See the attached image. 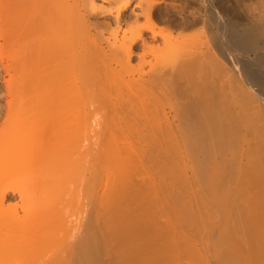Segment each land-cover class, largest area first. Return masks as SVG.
I'll return each instance as SVG.
<instances>
[{
	"label": "bare ground",
	"instance_id": "6f19581e",
	"mask_svg": "<svg viewBox=\"0 0 264 264\" xmlns=\"http://www.w3.org/2000/svg\"><path fill=\"white\" fill-rule=\"evenodd\" d=\"M102 2L0 0V264H264V0Z\"/></svg>",
	"mask_w": 264,
	"mask_h": 264
},
{
	"label": "rangeland",
	"instance_id": "374dc122",
	"mask_svg": "<svg viewBox=\"0 0 264 264\" xmlns=\"http://www.w3.org/2000/svg\"><path fill=\"white\" fill-rule=\"evenodd\" d=\"M96 1V4L100 7V8H95V11L96 12H94V10H93V13H95V14H93V16H92V19H93V23L95 22V23H98L97 25H100V23H102L103 25H104V22H106V23H111L112 22V15L111 14H109L108 12H109V9L110 8H108V7H110L109 5H107V4H103V2H102V0H95ZM102 4V5H101ZM102 7H101V6ZM105 7V9H107V10H104L103 8ZM103 10H102V9ZM99 11H98V10ZM100 11H104V12H106L107 11V13H104V12H100ZM101 13V14H100ZM104 21V22H103ZM95 23H94V26H95ZM100 25L101 26V29H102V26L103 25ZM108 24H106V27H108L107 25ZM93 26V27H94ZM109 26H111V25H109ZM97 27V26H96ZM104 27V32H103V30L101 31V29H99V27H98V29L96 28V30H94V32H93V30H92V32L94 33V34H96V31H100V32H103L102 34H103V37H101V38H104V39H106V37L108 38L109 36H110V32L112 31V29H113V26L112 27H109L108 29H110V28H112V29H110L109 30V33L106 31L105 32V25L103 26ZM127 28H129L128 27V25H127ZM94 29V28H93ZM107 29V30H108ZM108 35H107V34ZM98 34H96L95 36H97ZM106 37H105V36ZM104 41V40H103ZM6 100H7V97H6V88H5V86H4V84H3V82H2V75L0 74V127H3V125H4V117H5V114H6ZM5 164H8V162H7V159H6V157H0V169H3V167H5ZM17 197H15V195L13 196H11V197H9V199L6 201V204L9 202V203H15L16 201H17V199H16ZM16 200V201H15Z\"/></svg>",
	"mask_w": 264,
	"mask_h": 264
}]
</instances>
